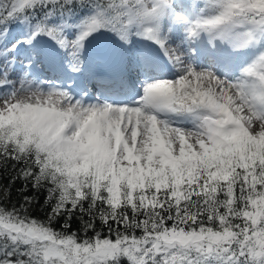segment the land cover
Returning <instances> with one entry per match:
<instances>
[{"label":"snow or ice","instance_id":"6c2138e0","mask_svg":"<svg viewBox=\"0 0 264 264\" xmlns=\"http://www.w3.org/2000/svg\"><path fill=\"white\" fill-rule=\"evenodd\" d=\"M0 264H264V0H0Z\"/></svg>","mask_w":264,"mask_h":264}]
</instances>
